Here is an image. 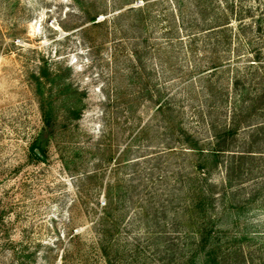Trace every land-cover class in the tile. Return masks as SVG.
Here are the masks:
<instances>
[{
	"label": "rangeland",
	"instance_id": "1",
	"mask_svg": "<svg viewBox=\"0 0 264 264\" xmlns=\"http://www.w3.org/2000/svg\"><path fill=\"white\" fill-rule=\"evenodd\" d=\"M151 1L0 0V264H107L98 224L108 193L120 201L113 211L121 218L111 240L114 264H212L202 253L189 261L196 226L182 208L195 197L204 170L196 169L198 157L182 135L211 139L201 119L210 104L207 80L197 74L211 61L230 68L220 75L223 85L234 67L252 64L253 49L264 66V21L260 32L252 25V46L237 56L209 45L228 35L208 29L212 17L221 23L230 16L226 0H215L205 19L187 0L183 21L170 2L145 11L142 20L126 14ZM227 1L264 19V0ZM237 26L232 18L226 29L233 34ZM48 102L50 126L42 113ZM211 117L226 120L229 106L214 108ZM36 143L42 160L31 153ZM224 174L220 165L208 182L220 188ZM259 186L251 180L238 196ZM172 217L180 225L166 227L173 240L166 250L161 222ZM235 219L226 213L214 227L228 236L222 252L237 253L220 264H264V193L238 226ZM243 233L260 239L230 241Z\"/></svg>",
	"mask_w": 264,
	"mask_h": 264
},
{
	"label": "trees",
	"instance_id": "2",
	"mask_svg": "<svg viewBox=\"0 0 264 264\" xmlns=\"http://www.w3.org/2000/svg\"><path fill=\"white\" fill-rule=\"evenodd\" d=\"M183 1L185 0H155L146 3L145 7L142 8H130L129 11H126V14L132 11L137 15V19L142 20V15L145 11L149 12L150 8L157 4L170 2L171 4H175L176 11L183 21V8L186 7ZM187 1H194V5L190 4L205 19L206 15H209V13L206 14V10H213L212 5L215 0ZM128 3H131V1H127L124 4ZM225 6L230 16L224 17V22L221 23L218 22V17H212L208 21L210 24L208 29H213L212 31L217 29L219 30L218 33H228V35L226 34L224 39L221 40L214 39L213 43L209 42V45L211 46L212 44L213 47L214 45L219 46L221 44L222 48L226 46L229 51L233 50L238 56L241 53V49L245 50L248 46H252V42L249 39L247 40L248 35L253 33L252 25L255 24L256 30L260 32L264 19L261 17L255 19L251 9L242 10L240 8L236 11L234 2L226 0ZM126 14L120 15V17H124ZM232 18L238 22V26L233 34L231 28L226 29L231 23ZM246 18H252L254 21L244 23ZM94 20L95 16L90 18V21ZM251 52L254 53L252 64L243 68L234 67V71H231L233 73L230 76L228 75L225 80L226 86L223 85L221 81L222 76L220 75L223 71L229 72L230 68L225 66L219 58L211 61L206 68L197 73H205L202 79L204 81L205 79L207 80L205 81L207 84L205 99L210 104L206 106L208 117L204 114L201 119L203 124L205 123L208 127L211 139L201 143L194 134L183 132L182 135L183 144L187 146V149L191 153L198 157L199 164H197L196 169L199 172L204 170L202 182L194 189L195 197L191 198V201H188L187 205L185 203V207L182 208L184 213L190 212L194 217V226H196L194 229L196 238L194 239L195 247L193 253L190 254V262L200 256L201 253L204 260L212 264H220V259L228 260L231 254H237L230 251L222 252V244L229 241L228 236L225 231H223L225 235H222V231L215 230L214 227L220 223L222 215L226 213L235 215L236 219L233 224L234 226H238L240 223L237 222V219L247 212L252 205L257 203L260 195L264 193V66L260 64V52L257 49H253ZM41 75L44 77L48 76L46 70H42ZM37 88L39 94H42L40 92V83ZM42 100L44 99L42 98ZM161 100L163 98L159 97L156 103L159 104ZM163 103L168 105V101L166 100ZM228 106L229 117L226 120L218 121L211 117L214 108H227ZM157 110L163 112L164 106L160 104ZM52 112V105L49 102L42 103L43 120L46 126H50L52 122ZM71 114L75 120H78L81 115V109L75 108L71 111ZM246 130L245 136H241V132ZM31 153L37 160H42L44 150L36 143L31 147ZM220 165H223L225 174L223 183L219 188L214 183L208 182V176L217 170ZM251 180L259 182L260 186L258 190H253L248 197H239V193L244 191L245 185ZM192 191L193 188L188 189L189 193ZM216 194H219V196L216 197ZM171 201L172 199L169 202ZM217 202L221 206L220 209L216 208ZM119 203V199L108 193L107 206L103 211L104 216L98 224L101 238V253L107 264H114V261H116L110 254L114 247L117 246L111 243V240L114 238V234L118 229L117 227L121 222V218H119L120 214H113V211L117 210ZM148 204H150L149 201ZM153 207L150 204L149 208L151 210ZM153 216L155 227H158L159 218L157 217V211H155ZM161 217L163 220L167 218L165 211H163ZM161 223L163 228L160 230L162 234L159 239H161L160 242L164 245V248L168 250L173 247L171 242L173 240L170 237L171 235H165L167 234L166 227L173 229L180 224L177 222L176 217H172L169 223ZM251 239L258 240L260 238L247 237V234L243 233L239 237L232 235L230 241L234 243L237 240L250 241Z\"/></svg>",
	"mask_w": 264,
	"mask_h": 264
},
{
	"label": "water",
	"instance_id": "3",
	"mask_svg": "<svg viewBox=\"0 0 264 264\" xmlns=\"http://www.w3.org/2000/svg\"><path fill=\"white\" fill-rule=\"evenodd\" d=\"M37 153H39V152L37 151Z\"/></svg>",
	"mask_w": 264,
	"mask_h": 264
}]
</instances>
